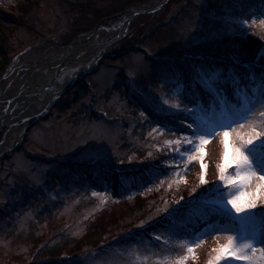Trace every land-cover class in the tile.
<instances>
[{
	"label": "rangeland",
	"instance_id": "1",
	"mask_svg": "<svg viewBox=\"0 0 264 264\" xmlns=\"http://www.w3.org/2000/svg\"><path fill=\"white\" fill-rule=\"evenodd\" d=\"M161 1L0 0V8L5 12L4 17L0 16V59L9 57L0 70V143L6 138L12 143L0 157V264H174L185 254L188 255L185 264H208L228 243V236L237 232L255 235L257 251L250 259L252 264H264V254L260 252L264 247V181H251L250 186L242 189L237 201L244 207L255 203L254 218L233 223H204L205 227L194 229L188 237L177 238L172 233L174 225L179 226L190 218L181 207L179 211L172 212L178 209L179 204L187 205L194 212L192 215L199 214L202 205L210 209L216 206L218 193L211 194L210 190L222 183L217 165L224 162V146L221 144L224 129H218L219 134L205 146V179L208 181L205 195L208 197L199 204L192 203L196 200L192 195L181 199L177 193L178 184L184 181L185 186L190 185V192L195 193L194 184L200 183V164L197 161L194 166L189 165L187 173L182 174V178L178 177L173 169L166 167L178 158L165 141L177 139L181 131L190 134L191 130H178L179 135L152 132L159 124L149 122L145 115H141L143 110L136 100L146 102L151 97L164 108L167 106L163 105V100L169 104L179 101L181 83H172L177 79L164 75L161 65L146 57L162 55L163 52L183 55L202 43L194 32L209 29L213 26V19L197 8L199 4L212 0H169L157 14L152 13L151 18L133 16L124 25L119 38L111 30L119 25L126 9H133L132 14H135L144 9L143 5H158ZM250 20L255 29L264 31L260 17ZM131 21L134 25L142 21L137 31L142 30L144 38L138 45H133L141 50L144 48V54L134 50L123 51L121 39ZM92 31H97L93 43L116 40L92 66L82 68L88 57H95L82 41ZM209 32L211 36L222 33L217 28ZM71 46L73 48L64 60L62 57L59 63L53 62L56 53ZM69 71L79 73L78 78L66 88H61L64 91L47 111L25 124L26 117L49 100L54 89L53 81L42 85L41 79L48 75L52 79ZM131 76L139 82V88L130 85ZM38 85L40 89L36 90ZM17 93H20L19 97L27 96L17 101ZM256 95L258 97L259 93ZM244 98L251 100L253 95ZM225 100L220 97L217 103L225 105ZM243 101L238 106L227 102L221 112L198 108L195 118L204 127L228 123L236 118V112L242 111ZM260 123L255 121L258 131ZM251 127V124L244 123L243 128L236 127V131L230 134L231 165L226 174L234 168L235 161L231 158L234 147L238 146L231 142L237 133L246 137ZM93 159L95 163H92ZM65 160H83L90 165L107 167L115 173L126 172L117 176L122 181L116 198L131 201L135 196L156 194L153 200L142 206L133 223L119 234L125 240L117 237L116 232L121 228L117 225L115 229H107L106 233L91 236L89 242L85 241L77 250H67L59 257L47 259L45 245L53 232L58 230L60 236L65 235L67 248H70L76 237L83 233V222L108 205L109 200L116 199L107 187L100 190L87 187L84 188L86 191L59 187L54 176L60 173L56 169L59 162ZM150 163L158 167V176L151 175L155 168ZM137 168L142 170L146 179L136 183V176L131 173ZM130 174L133 188L127 187L126 178ZM142 223L145 225L143 228L139 227ZM148 226L156 227V230L151 232L146 228ZM212 227L234 231H213L198 247H193L192 253L182 251L181 242L187 244L195 235ZM39 230L42 234H37L34 250L35 246H29L32 245L30 240ZM160 233L164 235L157 241L154 236ZM166 238L168 243L164 242ZM227 259L230 264H248L231 257ZM220 264H225V261Z\"/></svg>",
	"mask_w": 264,
	"mask_h": 264
},
{
	"label": "trees",
	"instance_id": "2",
	"mask_svg": "<svg viewBox=\"0 0 264 264\" xmlns=\"http://www.w3.org/2000/svg\"><path fill=\"white\" fill-rule=\"evenodd\" d=\"M199 5L200 6L197 9L207 13L213 19V26L211 27L219 29L222 33L213 34L211 36L209 32V30L212 29L211 27L207 30H197L194 32V35H197L198 39L202 40V43H198V46L192 49L189 53H183L182 55L180 53L163 52V55H165L166 58H147V60H152L153 63L158 62L161 65L164 75L177 79V81L172 80V83H181V89H179L180 92L177 97L179 101L187 103L190 107L195 106L196 109L199 108V110L208 111V108H212L216 111L220 110V106L217 103L220 97H224L230 105L238 104L242 96H252V89L260 83L259 74L261 71V61L258 60L257 57L260 52H264V31L260 30V32L255 29L254 26L251 25L250 19L255 16L264 19V0H212L207 4ZM221 5H224L225 7L222 8ZM4 15L5 12L0 9V16L4 17ZM141 16L140 17L143 19L153 17L151 14ZM135 18L139 17L137 16ZM242 20H247L249 22L247 28H244L240 24V21ZM142 21L135 23V25L133 21H131L126 35L121 39L123 51L134 50L143 54L141 50H137L133 45L141 42L143 40L142 38H144V32L142 30L137 31V29H139L138 26ZM140 29L143 28L140 27ZM237 57L238 59H235ZM8 59V56L0 59V70H3V66H5ZM201 66L204 68L212 67L213 69H218L228 76L235 75L239 81V85L230 80L228 84L224 85V92L216 95L215 89H213L210 93L204 86L196 82L197 80L194 76L189 75L190 69L199 70ZM253 73L257 76L255 84L246 79V77ZM237 87L240 88V99H237L234 96V89ZM75 97L76 96H74V98ZM136 101L138 102V107L143 110L147 120L161 125L168 134H173V132H175L177 133L176 135H179L177 132L178 130L187 129L186 127H181V120L185 119L183 115L173 117L169 112L158 111L146 102H142L141 100ZM222 107L223 106H221V108ZM195 114L196 113H194V116H197ZM203 117L206 118L205 116ZM189 118L190 117L187 118L186 122H191L189 121ZM168 129H171L172 131H168ZM150 164L153 169L155 168L150 172L151 175L158 176V167H155L153 163ZM56 169L60 173L57 176H54L53 174V176L55 177L54 182L58 183L59 187H73L69 189L82 190H85L84 188L87 187L92 190H100L107 187L111 191V196L115 198L119 195V191L121 190L119 182L122 181V179L117 176L126 173H115L107 167L90 165L86 162L78 161L60 162ZM132 171L131 174L136 176L134 180L136 183L140 179H146V175L141 169L137 168ZM131 174L126 178L128 188H133ZM184 183L185 182L182 181L178 184V195L183 199L192 195L196 197V200L192 201V203L197 202V204H199L198 202H200L203 196H206L205 194L208 192V184L201 185L200 183L195 182V193H191L190 185L185 186ZM210 193H216L215 188L211 189ZM155 194L156 193L154 192L152 194H147L146 196H135L130 199L131 201H125L120 197L109 200L108 205L100 208L94 216L88 217L83 222V233L79 237H76L77 240L72 242L70 248H67V240L64 238L65 235L62 236L63 234H61L60 236L57 232L58 230L53 232V235L49 236L50 238H48V242H46L45 245L47 250L45 252L47 256L46 258L53 259L59 257L61 252L74 249L77 250L85 241L90 240L91 236H96L98 233H106L108 231L107 229H115L117 225L121 228H119L120 230L117 231L116 234H118L117 237H121L119 234L122 230L133 223L134 217L140 215L142 206L153 200ZM185 211H187L185 214H188L190 218L179 226L174 225L172 229V233L177 238L184 235H187L188 237L189 234L194 232V229L198 230L201 226L205 227L206 225H202L204 223H212L214 221L218 223L232 222L228 217L212 212L210 208L203 205L199 214L192 215L194 212H191L188 208L185 209ZM146 228L150 231L156 230V227L151 228L148 226ZM35 233V238H31L30 240L32 244L29 245L30 248L35 246V243L37 242L35 240H38V236L42 234V231L39 230ZM19 234H22V232ZM37 234L39 235L37 236ZM17 238H19V235ZM122 239L125 240V238ZM35 248L36 246L34 247V250Z\"/></svg>",
	"mask_w": 264,
	"mask_h": 264
},
{
	"label": "snow or ice",
	"instance_id": "3",
	"mask_svg": "<svg viewBox=\"0 0 264 264\" xmlns=\"http://www.w3.org/2000/svg\"><path fill=\"white\" fill-rule=\"evenodd\" d=\"M254 22L255 21H253V23ZM248 23L247 20L240 21V24L244 28H247ZM260 23L264 25V19H262ZM235 59H238V57ZM257 59L261 61V71L259 74L260 83L252 89L253 98L251 100L245 98L242 111L236 112V118L230 119L228 123L221 122L212 127H204L194 116L197 110L195 106L190 107L187 103H183L182 101L169 104L167 100H163V105L167 107L161 108L160 103L156 102L153 98L149 97V99L146 100V103H152L154 108L158 111L169 112L173 117L183 115L185 119L181 120V127H186L191 130L190 134L181 131L177 139L165 141L170 151L178 158V160H173L171 163L167 164L166 167L173 169V172L178 177L182 178V174H186L189 170V165L194 166L198 161L201 168V175L199 176L200 184L206 185L208 183L205 179L207 172V165L204 163V158L206 156L205 146L209 144L214 135L219 134L218 129H224L221 139V144L224 146V162L217 165L219 179L222 184L220 187L214 186L218 193V201L211 211L219 213L221 216L228 217L234 222H240L255 217V203H249L247 207H244L237 201L240 199L242 189L246 186H250L251 181H264V52H260ZM195 78L197 83L204 86L210 93L215 89L216 95L225 91L224 85L228 84L230 80L239 85V81L235 75L228 76L224 72L213 69L212 67L204 68L201 66L199 71H196ZM246 79L255 84L257 76L253 73L246 77ZM130 85L139 88V82L134 76L130 77ZM239 91V87L234 89V96L237 99H240ZM256 93H259L258 97ZM224 104H227V100L224 101ZM222 111H224L223 108ZM141 115H144V113L142 112ZM190 116L193 117L192 121L186 122L187 118ZM257 120L261 122L259 131L255 124ZM244 123L252 125L251 132L246 137L237 133L236 139L231 142L233 145L238 146L234 147V155H232L231 158L235 161L234 168L232 172L226 174V169L231 165L229 152L230 134L236 131V127L243 128ZM157 131L163 132L165 129L157 125V127L152 129V132ZM168 131L172 130L168 129ZM175 134L176 133L173 132V135ZM92 162L95 163V159H93ZM180 164H183L184 167L180 168ZM237 180L240 182L237 183ZM162 182L163 181H161V183ZM225 188L228 190L224 191ZM176 203L179 204L180 202L176 201ZM165 211H167V208ZM175 211H179V209H175ZM144 226L143 223L139 225L141 228ZM213 231L229 232L234 230L226 227H212L209 231L195 235L187 244L181 242L180 246L182 251L188 254L192 253L193 247H198L203 242L204 237L211 234ZM163 235V233L156 234L154 239L160 241ZM164 242L168 243V238H166ZM256 243L257 241L254 234L250 236L246 232H237L234 236H228V243L220 249L219 254L214 260H209L208 264H220L222 260L225 261V264H230V261L227 259L228 257L252 264L250 256L257 251ZM214 251L216 250L214 249ZM260 252L264 254V247L260 248ZM187 259V254L182 255L179 259L174 261V264H185Z\"/></svg>",
	"mask_w": 264,
	"mask_h": 264
},
{
	"label": "bare ground",
	"instance_id": "4",
	"mask_svg": "<svg viewBox=\"0 0 264 264\" xmlns=\"http://www.w3.org/2000/svg\"><path fill=\"white\" fill-rule=\"evenodd\" d=\"M150 6H152V4L151 5H148V4L143 5V7H150ZM132 11H133V9H131V8L130 9H126L123 12V17L122 18H127L128 15L132 14ZM124 25H125V21L123 23L119 24L114 29H111V30H113V32L116 34V36H119L120 33L122 32L123 28H124ZM96 33H97V31L93 32L91 35H88V36H86V37H84L82 39V41L85 42L88 45V48L90 50L89 52H91L92 54L95 55V57H88L86 64H83L81 66L82 68H86V67L92 66L96 62V60L99 59V57L102 54L106 53L109 50L110 45H108V43H93L92 42V39H93V37L95 36ZM71 48H73V47L71 46L68 49H65L63 51L61 50L58 53H56V55L54 56L53 62L59 63L62 60V57H63V60H64L65 56L69 55L68 52L70 50H72ZM78 74L79 73H74V71L73 72L69 71L68 73L66 72V73H62V74H57V76L52 78V79H51V77H49L50 75H48L47 77L41 79L42 85H43V83L45 84V83H47L49 81H53L54 89H53L51 95H49L50 96L49 100H47L44 104L41 103L29 116L26 117V120H25L24 123L27 124L28 122L32 121L35 117H39V115L42 114V112L44 111L46 106L49 104V101H51L53 98L56 97V95H58V93L61 90V88H63V87L66 88L67 86H69L72 83L73 80L78 78ZM39 85H38L37 88H35L36 90L40 89ZM34 92H36V91H34ZM17 94H18L17 96L15 95L17 101L24 100L26 98V96H27V94H25V96H20L19 97L20 93H17ZM20 133H21V130H20ZM8 139L9 138H6L0 143V157L2 155H4L11 148L12 143Z\"/></svg>",
	"mask_w": 264,
	"mask_h": 264
},
{
	"label": "water",
	"instance_id": "5",
	"mask_svg": "<svg viewBox=\"0 0 264 264\" xmlns=\"http://www.w3.org/2000/svg\"><path fill=\"white\" fill-rule=\"evenodd\" d=\"M169 0H162V2H160L158 5H152L148 8H144L143 10H141L140 12H137L135 14H131L128 15L127 18H122V20L119 22V24L123 23L124 21L126 22L125 24H127L128 20L130 21L134 15H139V14H147V13H152V12H156L160 9H162L164 7V5L168 2ZM98 27H95L94 29H97ZM93 33V31L91 32ZM115 40L112 41H108V45H111Z\"/></svg>",
	"mask_w": 264,
	"mask_h": 264
}]
</instances>
